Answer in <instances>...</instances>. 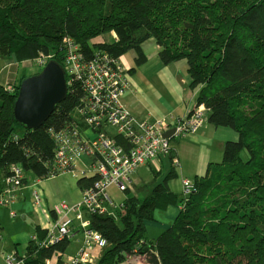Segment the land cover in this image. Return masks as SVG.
I'll use <instances>...</instances> for the list:
<instances>
[{
	"label": "trees",
	"instance_id": "1",
	"mask_svg": "<svg viewBox=\"0 0 264 264\" xmlns=\"http://www.w3.org/2000/svg\"><path fill=\"white\" fill-rule=\"evenodd\" d=\"M112 33L116 40L104 42ZM67 36L87 55L121 58L135 51L137 65L146 59L142 45L153 40L165 65L187 62L195 107L209 110L208 122L239 136L225 143L222 163L195 180L190 196L179 198L169 188L178 178L174 159L163 182L144 199L127 191L108 215L88 214L90 229L107 242L93 264L130 258L147 264H264V0H0V58L23 63L53 54L65 67ZM25 79L11 92L0 84V196L13 166L23 169L25 184L30 177L59 175L52 131L69 127L80 103V89L68 85L66 99L48 120L28 130L14 114ZM115 140L124 146L121 137ZM96 179L80 177L77 186L84 192ZM168 206L180 208L176 220L149 240L145 222ZM47 233L38 226L25 253L15 252L23 264L63 262L71 239L48 245Z\"/></svg>",
	"mask_w": 264,
	"mask_h": 264
},
{
	"label": "built area",
	"instance_id": "2",
	"mask_svg": "<svg viewBox=\"0 0 264 264\" xmlns=\"http://www.w3.org/2000/svg\"><path fill=\"white\" fill-rule=\"evenodd\" d=\"M64 69L67 85L77 86L80 103L73 112L72 124L52 131L55 142V168L59 175L71 174L75 178L96 175L92 187L83 192L76 205L62 202L52 212L45 208L44 194L39 187L41 179L30 185L24 183L25 172L19 166L10 169L0 196V207L8 208L21 198L25 189L32 191L33 207L47 219V237L44 243L53 245L65 238L74 237L72 225L78 223L82 230V247L75 255H68L63 264H93L107 246L103 237L90 229L87 215H108L116 204L108 195L115 186L119 192L133 190V176L142 166L153 164L171 153V140L198 133L208 122L209 110L195 107L186 118L157 119L154 122L137 120L125 107L124 96L130 88L129 74L120 58L107 52L86 54L70 36L62 41ZM53 54H40L34 63L42 71ZM10 92L14 91L9 87ZM174 130L171 138L165 133ZM115 137H121L124 146ZM89 163L78 168L83 158ZM58 175V176H59ZM183 193L190 196L195 190L193 181L183 179ZM13 218L16 214L12 212ZM33 239H37L34 235ZM7 264H23L15 252L6 257ZM48 264H52L51 261ZM57 264V263H55Z\"/></svg>",
	"mask_w": 264,
	"mask_h": 264
},
{
	"label": "crops",
	"instance_id": "3",
	"mask_svg": "<svg viewBox=\"0 0 264 264\" xmlns=\"http://www.w3.org/2000/svg\"><path fill=\"white\" fill-rule=\"evenodd\" d=\"M109 36L111 37V42L116 40V34L112 33ZM142 50L146 59L141 65H137L136 63L137 53L135 51H130L120 58L129 74L130 80V88L124 96L125 107L137 120L145 122H154L157 119L166 117L179 119L189 116L194 110L197 102V91L193 90L190 86L187 62L182 60L170 65H165L159 56L160 47L157 46L153 40L145 42L142 45ZM4 60V68L1 67L0 75L2 72H6L10 76L13 75L10 74L11 71L8 69L10 67L7 64H13L15 60L3 59V61ZM29 63L31 64L32 61L23 62V64ZM13 77L16 78L10 79V83L16 81L17 75ZM7 83L9 84V82H0L3 86H7ZM238 138V134L233 129L226 127L217 128L207 122L198 133L175 138L173 140L175 141L173 142L174 145L172 146L169 155L162 156L159 161L153 164L139 168L133 176L134 186H136V188L145 184L156 186L158 184L155 185V183L159 179L162 180L160 181V183H162L163 179L168 174L165 175V173H162L168 157L172 163L171 169L174 166L173 160L177 159L179 162L178 168L176 169L178 178L169 182V188L171 192L181 198L183 197V189L181 196H179L178 191L174 190L173 182L181 178L182 181L183 179H187L195 183V180H202L205 178L210 167L222 163L225 143L228 141H236ZM88 163L89 159L85 157L81 163H78L77 167L82 168L84 164ZM147 171L151 172L155 178L153 179L150 175H146L145 172ZM35 181L36 179H34L33 182H30L29 179L28 188H30L29 186ZM77 181L78 179L71 174H64L40 180L39 187L44 194L45 208L52 212L54 207L62 202H67L70 205L80 203L83 192L78 188ZM139 189L140 188L137 190ZM133 190H131L130 193L140 199H144L149 193V191L148 193H144L140 190V195L139 193L137 195V191L135 193V190ZM31 192L32 191L29 189L23 190L21 198L12 204L11 207L16 204L24 206L23 200L26 199V196H29L32 202ZM179 212L180 208L177 206H168L165 209H157L153 214V219L145 222V237L149 240L157 239L165 230L170 228L176 220ZM34 215L38 218V221L37 218H35L37 222L36 228L38 226L42 228V226L45 227L46 224H48L47 219H45L42 213L34 211ZM52 215L55 216L53 212ZM24 219L26 220L27 216H24ZM54 219H56V216ZM72 230L74 236L77 233L82 234L79 224L76 222L73 223ZM35 233L36 229L32 235H35ZM80 244L82 245V242ZM14 252L18 251L16 250ZM66 253V256H68L75 255L77 252L75 254H70L67 251ZM136 261L138 262L135 263ZM55 263V260L52 261V264ZM63 263L64 260L61 264ZM129 263L147 264L144 258H130L123 264Z\"/></svg>",
	"mask_w": 264,
	"mask_h": 264
},
{
	"label": "rangeland",
	"instance_id": "4",
	"mask_svg": "<svg viewBox=\"0 0 264 264\" xmlns=\"http://www.w3.org/2000/svg\"><path fill=\"white\" fill-rule=\"evenodd\" d=\"M104 38H105L104 42L111 41L110 39L111 37L109 35L105 36ZM101 39L102 38H98L95 41H101ZM14 60H15V62H13L14 66L13 64H10V63L7 64L10 67L8 68L11 71L10 74H13V75L10 76L6 72H2V74L0 75V82L2 83L9 82V84L8 83L6 84L7 87H10V88L14 87L20 83L22 78H28V77L37 75L38 72H41L36 67L34 61L31 64L30 63L29 64H23V63L19 64L16 58H14ZM4 63H5V60L3 61V58H0V67L4 68L3 66ZM16 75H17L16 81H13L12 83H10V79L16 78V77H13ZM174 139H172L171 148L174 145L173 144V142H175L173 141ZM171 164H172L171 160L168 157L167 161L164 164L162 173H165V175L169 173V171L171 170ZM145 174L150 175L153 179L155 178V176L149 171L145 172ZM33 180L34 178L30 177V182H33ZM160 181L162 180L161 179L157 180L155 185L159 184ZM181 182H182L181 178L173 182L174 190L178 191L179 196H181V192L183 189ZM150 187L152 186L145 184L137 188L136 186H133V189L135 190V193L137 191V195L138 193L140 195V192H141L140 190H142V192L144 193L146 192L148 193ZM138 188L140 189L137 190ZM108 195L116 204H121L127 198V194L119 192L115 187H112L109 189ZM131 195L135 196L134 194L130 193V196ZM23 203H24L23 204L24 206H19V204L18 205L16 204L15 206H12V207L10 206L11 208L10 207L8 208L0 207V264H6V257L12 254L16 250L21 255L25 253L24 251L26 250L25 247L27 243L34 236V234L32 235V233L36 229L37 222L35 218H37V216L34 215L33 198L31 202L30 197L26 196V199L23 200ZM12 212L17 214L15 218L11 216ZM24 216H27L26 220L24 219ZM37 221H38V218H37ZM81 242H82V234L77 233L71 239V243L67 250L68 253L75 254L76 252H78L82 247V245L80 244ZM137 262L138 261H136L135 263Z\"/></svg>",
	"mask_w": 264,
	"mask_h": 264
},
{
	"label": "water",
	"instance_id": "5",
	"mask_svg": "<svg viewBox=\"0 0 264 264\" xmlns=\"http://www.w3.org/2000/svg\"><path fill=\"white\" fill-rule=\"evenodd\" d=\"M68 95L64 67L51 60L37 75L23 80L14 106L16 121L28 130L40 128L54 112L55 107ZM174 130L165 133L171 138Z\"/></svg>",
	"mask_w": 264,
	"mask_h": 264
}]
</instances>
